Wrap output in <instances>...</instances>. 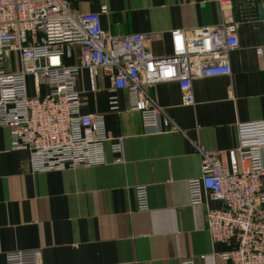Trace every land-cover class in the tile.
Masks as SVG:
<instances>
[{"label": "crops", "instance_id": "obj_1", "mask_svg": "<svg viewBox=\"0 0 264 264\" xmlns=\"http://www.w3.org/2000/svg\"><path fill=\"white\" fill-rule=\"evenodd\" d=\"M74 7L100 13L110 36L144 35L155 57L171 54V31L190 36L222 20L217 0H83ZM228 14L239 42L228 56L230 75L193 80L190 106L181 105L177 82L148 90L177 131L145 130L129 109L127 93L113 90L103 70L79 71L80 110L104 115L110 138L121 137L123 164L114 162L106 143L103 166L31 173L27 153L12 151L8 129L0 127V264L5 253L28 249L39 251L41 264H180L186 258L233 264L219 256L226 248L211 245L204 230L207 209L224 205L193 206L187 188L201 174L197 146L230 151L238 122L264 119V0H231ZM66 53V66L79 63L77 48ZM112 96L117 112L109 109ZM136 186L147 190L146 211L137 208ZM262 186L264 195V181Z\"/></svg>", "mask_w": 264, "mask_h": 264}, {"label": "built area", "instance_id": "obj_2", "mask_svg": "<svg viewBox=\"0 0 264 264\" xmlns=\"http://www.w3.org/2000/svg\"><path fill=\"white\" fill-rule=\"evenodd\" d=\"M83 0H0V127L9 131L12 151H25L31 173L103 166L105 144L116 164H123L122 141L107 134L104 115L83 114L76 77L81 69L103 70L115 91L128 95L129 109L138 113L145 130L157 133L178 127L149 94L150 87L177 82L181 105L194 99L193 80L230 75L229 53L239 48L237 26L228 14L231 0H217L222 20L196 28L190 36L170 33L172 52L155 57L146 37L132 33L110 36L101 28L100 13H80ZM244 2L245 0H238ZM78 50V64L66 66V50ZM263 48H257L261 55ZM117 98L109 109L118 111ZM237 145L226 152L196 147L200 177L187 181L193 206L219 202L207 209L205 227L211 245L233 264H264V119L238 122ZM138 210H148L147 190L136 186ZM5 264H41L39 251L5 253ZM180 264H194L192 258Z\"/></svg>", "mask_w": 264, "mask_h": 264}]
</instances>
